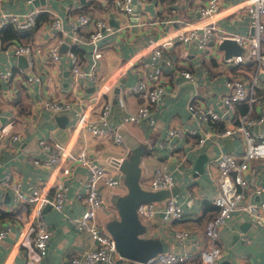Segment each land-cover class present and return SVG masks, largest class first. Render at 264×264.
Returning a JSON list of instances; mask_svg holds the SVG:
<instances>
[{
	"label": "crops",
	"instance_id": "obj_1",
	"mask_svg": "<svg viewBox=\"0 0 264 264\" xmlns=\"http://www.w3.org/2000/svg\"><path fill=\"white\" fill-rule=\"evenodd\" d=\"M204 1L206 0H134L131 13L119 11L114 0L0 2V9L7 11L24 12L37 6L47 8L45 10L50 14V18L43 20L38 26L33 39H21L32 41L38 48L33 66L26 59V68L22 64L25 62L21 63L19 59L20 54L4 50L0 44V69L5 70L12 66L16 70L10 81L0 79V125L13 119L14 130L20 133L17 139L6 135L0 142V225L11 224L10 231L3 237L5 240H0V264H64L66 255L82 254L85 249L94 246L90 233L78 230L70 220L71 216L80 214L84 209L81 195L88 177L85 167L76 166L71 174L64 177L69 186L64 207L57 209L49 205L43 209V215L53 229L47 253L40 256L35 251L31 236H27L18 247L17 240L21 236L23 222L29 210L23 204L15 203L13 189L6 183V176L10 174L11 179L19 180L24 189L43 185L50 177L49 167L32 159L34 156L43 158L45 155L37 142L39 137L68 142L77 150L85 148L96 161L121 172L122 183L102 188L106 205L98 211L97 220L105 227L111 218L120 216L115 199L128 190L123 172L116 165H111L110 157L122 158L141 148V183L145 187H149L155 169L166 164L175 177L174 184L180 188L181 195L176 200L183 205L184 213L180 217L165 216L162 211L151 216L140 215L147 225L144 235L163 237L170 245L167 251L188 253V262L202 264L201 250L209 247L212 242L206 235L205 226L207 220L217 212L213 198L220 183L215 160L221 149L240 151L243 140L238 135L224 136L218 137L217 141L207 139L202 146L193 148L189 144L190 135L170 136L168 129L173 125L181 126L185 130L189 127L199 129L200 123L194 119L187 107L190 96L195 92L215 108L224 111L220 93L226 87L221 63V58H225V50L219 48L218 43L209 46L207 51H202L194 43L183 46L174 41L164 47L161 56L154 58L151 47L166 35L177 33L180 29L178 19H197L198 7ZM237 1L239 0L223 1L224 6L218 14V21L229 30L252 33L248 16L236 12L237 5L234 4ZM81 11L103 16L114 27L113 32L101 40L104 56L96 59V67L100 80H105L103 88L110 86L103 97L112 101L110 121L112 125H120L123 135V142L120 144L114 143L108 136H96L85 128L73 133L76 120L73 110L57 111L42 106V102L50 97V92L70 99L69 88L73 78L70 56L66 50L74 43H63L60 46L61 56L56 61L47 54L46 47H49L53 35L50 27L51 16L60 14L64 28L70 31L74 16ZM2 17L0 10V23ZM75 44L79 48L76 50L81 54L82 67L90 69L94 61L92 45L85 42ZM182 47H187L191 54L184 56ZM262 64L261 62L260 65ZM245 65L243 66L247 72L254 75L257 62L250 61ZM17 67L25 72L17 73ZM260 67L262 69H259L258 75L262 77L264 66ZM182 68L192 70L195 81L181 74L179 70ZM227 69L236 74L244 73L241 67L228 65ZM30 71L38 72L41 79L26 85L21 75L25 78ZM143 74L150 81H162L166 92L153 109V122L148 119L139 123L126 121L124 116L134 110L142 100L136 93L128 91V86ZM81 85L77 91L79 96L90 97L98 93V84L88 77L81 79ZM199 85L206 92H200ZM247 106L242 103L243 111L248 109ZM230 116L231 113L225 112L224 119ZM260 129H264V123L260 125ZM227 137L232 138L231 148L225 142ZM201 155L204 156L203 171L195 167ZM255 164L262 170L260 179L264 182V159L256 160ZM258 197L252 196L253 199ZM167 198L153 201L160 206ZM180 229H185L187 235L177 237L175 232ZM216 241L222 247V255L216 264H264V224L254 222L243 209L234 210L232 216L220 226ZM115 260L116 264H136L130 258L121 256L119 251L115 254Z\"/></svg>",
	"mask_w": 264,
	"mask_h": 264
},
{
	"label": "built area",
	"instance_id": "obj_2",
	"mask_svg": "<svg viewBox=\"0 0 264 264\" xmlns=\"http://www.w3.org/2000/svg\"><path fill=\"white\" fill-rule=\"evenodd\" d=\"M27 1L31 2L32 0ZM114 1L119 11L133 12L134 0ZM223 1H204L198 7L197 19H178L180 29L177 30V33L166 35L151 47V54L157 58L162 55L164 47L174 41H178L183 46L194 43L202 51H207L209 46L219 43L225 37L234 38L239 45L245 46L244 52L234 53L230 60L221 58L226 87L220 93V101L224 111L215 108L202 95L195 92L190 96L187 107L194 119L200 123L199 129L189 127L188 130H185L178 125L170 126L168 129L170 136L190 135L189 144L193 148L202 146L207 139L217 141L218 137L224 136L238 135L243 140V147L240 151L221 149L215 160L220 183L213 198L217 205V212L207 220L205 226L206 235L212 242L209 247L201 250L202 264H216L217 259L221 257L222 247L216 241L219 228L232 216L234 210L243 209L249 213L254 222L264 224V197H262L264 182L260 179L262 170L255 164L256 160L264 159V129H260V125L264 123V76L258 75L260 66H264V0H239L234 4L237 5L236 12L248 16L250 25L254 26L252 33L232 31L219 23L218 14L224 6ZM45 9L47 8L33 6L27 11L16 12L1 8L3 17L0 26L5 22H12L18 28L31 27L37 22L40 11ZM74 17L71 30L67 31L60 14L55 13L51 16L50 27L53 35L49 47H46L47 54L53 61H56L61 56L60 46L63 43L68 42L69 45H72L75 42H85L92 45L94 61L91 63L90 69H84L81 54L73 47H68L66 51L70 56L73 73L69 88L71 97L70 99L62 98L50 92V97L42 102V106L57 111L73 110L76 118L73 133L85 128L96 136L105 135L110 137L114 143L120 144L123 142L120 125H112L110 121L112 101L103 97L110 86L103 88L105 80H100L96 67V59L104 56L101 40L112 33L114 27L108 23L105 17H98L88 11L78 12ZM0 44L6 51L16 54L25 53L29 65H34L35 52L38 48L32 41L16 39L6 44V42L1 43L0 40ZM249 46L253 51L248 54ZM182 48L184 56L191 54L187 47ZM250 61L257 62V70L254 75L248 73L243 66ZM261 62L262 65H260ZM228 65L241 67L244 73H233L227 69ZM139 66L144 69L141 65ZM7 68L0 69V79L8 82L15 76L16 70L12 66ZM17 69V73L25 72L21 67H17ZM179 72L189 80L195 81V75L189 68H182ZM21 77L26 85H29L33 80L41 79L39 73L34 71L26 74L25 78L22 75ZM83 77H88L98 84V93L90 97L77 95V91L82 86L81 79ZM148 79L143 74L136 82L128 86V91L136 93L142 100L134 110L124 116V120L137 123L143 119L154 121L153 109L166 92V87L162 81ZM241 103L247 104L248 109L243 111ZM225 112L231 113V116L224 119ZM221 123L224 125L220 126ZM14 128L13 119L2 123L0 125V142L6 135H10L13 139L19 138L20 133ZM37 142L45 151V155L43 158L34 156L32 159L50 169V177L45 180L43 185L24 189L19 180L11 179L10 174L6 176V183L13 189L15 203L23 204L29 210V214L23 222L21 236L17 240L18 247L23 244L27 236H31L35 251L40 256L47 253L53 229L44 217L43 209L49 203L57 209L64 207L69 188L64 177L71 174L74 167L83 166L88 172L84 193L81 195L84 200V209L80 214L71 216L70 220L78 230L90 233L94 246L85 249L82 254L66 255L64 264H97L101 262L116 264L115 254L118 253L116 240L105 225L97 220V215L98 211L106 205L105 195L102 192L103 186L112 187L122 183L121 172L112 170L96 161L85 148L77 150L68 142L51 141L46 137H39ZM109 161L111 163V160ZM111 165L114 164L111 163ZM117 168L119 167L117 166ZM174 181V175L167 169L166 164H163L155 169L149 187L152 189L170 187ZM253 195H259L260 198L253 199ZM137 209L139 215L143 216H151L158 211H163L165 216L171 217H180L184 213L183 205L173 197L167 198L160 206L153 200L143 201L138 204ZM10 229V223L0 225V240L7 235ZM187 233L185 229L175 232L177 237H183ZM188 261V253L163 251L152 256L143 264H195Z\"/></svg>",
	"mask_w": 264,
	"mask_h": 264
},
{
	"label": "water",
	"instance_id": "obj_3",
	"mask_svg": "<svg viewBox=\"0 0 264 264\" xmlns=\"http://www.w3.org/2000/svg\"><path fill=\"white\" fill-rule=\"evenodd\" d=\"M253 31L254 26H252V32ZM64 45H66V43ZM218 47L225 50L224 57L226 60H230L232 55L236 52L245 51V46L239 45L236 40L231 37H225L220 40ZM19 59L21 63L25 62L22 64L27 68L26 54L21 53ZM225 142L227 146L231 148L233 143L232 138L227 137ZM141 154L142 149L139 148L132 154L123 156L122 158L117 156L110 157L111 162L118 166L123 172V178L127 184L128 190L118 195L115 199V204L119 208L120 216L111 218L106 225L108 231L116 240L120 255L130 258L136 264H142L157 253L167 251L170 247L168 240L163 237L144 235L147 225L138 213V204L149 200L161 201L169 196L176 199L181 195L180 188L176 184L158 189L143 186L141 183ZM195 167L203 171V155L199 157ZM258 198H260V196ZM49 205L51 204L49 203L46 206Z\"/></svg>",
	"mask_w": 264,
	"mask_h": 264
},
{
	"label": "trees",
	"instance_id": "obj_4",
	"mask_svg": "<svg viewBox=\"0 0 264 264\" xmlns=\"http://www.w3.org/2000/svg\"><path fill=\"white\" fill-rule=\"evenodd\" d=\"M49 18H50V14L48 13V11L42 10V11H40V13L37 16V22L35 23V25L28 27V28H18L12 22H5L0 27V40L6 42V44H8L12 40H16V39H19V40H21V39H33L34 35H35V31L38 28V26H40L41 22L43 20L49 19ZM72 47L75 51H77L76 49H79L78 45L75 43L72 45ZM241 105H242V103H241ZM220 126H223V124Z\"/></svg>",
	"mask_w": 264,
	"mask_h": 264
},
{
	"label": "rangeland",
	"instance_id": "obj_5",
	"mask_svg": "<svg viewBox=\"0 0 264 264\" xmlns=\"http://www.w3.org/2000/svg\"><path fill=\"white\" fill-rule=\"evenodd\" d=\"M250 51H251V46L248 47V49H247V53L249 54ZM199 91H200V92H206V89H205L202 85H199ZM58 113H60V112H58ZM115 196H116V195H115ZM115 196H113V199H115ZM2 240L4 241L5 238H3Z\"/></svg>",
	"mask_w": 264,
	"mask_h": 264
}]
</instances>
